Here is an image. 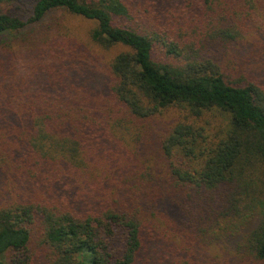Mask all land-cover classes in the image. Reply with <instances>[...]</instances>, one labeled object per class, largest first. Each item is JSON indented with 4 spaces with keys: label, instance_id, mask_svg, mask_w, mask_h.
Listing matches in <instances>:
<instances>
[{
    "label": "trees",
    "instance_id": "16d2710c",
    "mask_svg": "<svg viewBox=\"0 0 264 264\" xmlns=\"http://www.w3.org/2000/svg\"><path fill=\"white\" fill-rule=\"evenodd\" d=\"M0 264H264V0H0Z\"/></svg>",
    "mask_w": 264,
    "mask_h": 264
},
{
    "label": "rangeland",
    "instance_id": "374dc122",
    "mask_svg": "<svg viewBox=\"0 0 264 264\" xmlns=\"http://www.w3.org/2000/svg\"><path fill=\"white\" fill-rule=\"evenodd\" d=\"M67 20H68V25L73 29V31L75 30V32L79 35L78 37L80 38V40L87 41L83 32L85 33V31L88 29L89 23L82 21L78 18L67 17ZM108 55L112 56L113 52L109 53ZM176 115L177 112H175L174 110H169L166 115V118H173L174 116L176 117Z\"/></svg>",
    "mask_w": 264,
    "mask_h": 264
}]
</instances>
